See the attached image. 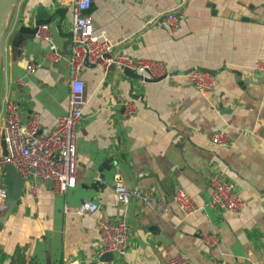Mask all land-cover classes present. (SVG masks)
<instances>
[{
  "label": "crops",
  "instance_id": "obj_1",
  "mask_svg": "<svg viewBox=\"0 0 264 264\" xmlns=\"http://www.w3.org/2000/svg\"><path fill=\"white\" fill-rule=\"evenodd\" d=\"M39 4L54 17L52 42L63 54L56 61L45 56L47 42L19 30L31 25ZM70 9L68 0L11 4L5 25L13 23L0 54V132L5 99L17 102L21 119L37 111L41 133L65 111L68 52L62 45ZM168 9L182 14L175 29L155 23ZM89 11L95 34L132 56L162 60L171 75L145 80L84 63L85 103L74 125L76 181L57 192L27 179L35 191L23 187L12 209L0 211V264L97 260L100 214L127 223V246L94 264H167L174 251L185 253L184 264H264V75L251 70L264 62V0H91ZM148 19L153 23L145 24ZM193 68L214 74L204 95L185 76ZM123 98L134 105L129 116L122 115ZM217 129L228 143L211 142ZM115 171L124 187L164 196L166 208L157 212L140 195L121 203L110 182ZM214 175L233 181L248 207L207 205ZM175 186L199 208L183 215L171 201ZM83 201L96 209L77 213ZM208 233L217 238L212 246L201 239Z\"/></svg>",
  "mask_w": 264,
  "mask_h": 264
},
{
  "label": "built area",
  "instance_id": "obj_2",
  "mask_svg": "<svg viewBox=\"0 0 264 264\" xmlns=\"http://www.w3.org/2000/svg\"><path fill=\"white\" fill-rule=\"evenodd\" d=\"M63 1V0H57ZM71 5V19L69 26V51L66 57L68 67V99L65 111L56 117L53 125L44 132L40 131V117L37 111H32L25 119H21L17 102L5 99L3 102V139L6 153H0V170L4 164H11L24 179L48 182L57 192H64L72 187L76 181V132L75 123L80 119L85 103L83 96V81L79 76V69L84 61L101 65L104 69L109 64L142 75L146 79L156 80L171 75L164 62L159 59L132 56L116 47L115 43L106 37L94 33L92 16L89 11L91 0H68ZM182 14L179 11L168 9L155 18V23L175 29ZM152 19L145 24L153 23ZM12 21L4 26V37L11 30ZM34 35L49 44L45 56L53 61L63 56L52 42V32L48 23L36 25ZM27 72L34 70L33 63L25 65ZM253 71L264 75V62L255 61ZM185 76L192 86L202 95L212 86L214 74L205 69L193 68L185 72ZM264 84V78H263ZM122 115L129 116L134 112V105L128 99H121ZM210 140L216 144H226L229 136L223 129L213 130ZM111 185L121 203L126 204L128 198L140 195L149 202L157 212L166 208L168 201L162 195L152 192H141L137 188H126L115 171L111 176ZM209 196L207 205L222 209L235 210L248 207V202L237 194L233 181L211 176L208 180ZM34 192L36 184L28 185ZM5 187L0 185V211L5 210ZM171 201L183 214H189L199 208L190 195L180 186H175ZM66 209V208H64ZM96 209L92 201H83L76 208L79 214H87ZM99 233L98 252L124 253L127 246L128 226L123 220H114L105 214H100L95 219ZM202 242L212 246L217 242L214 234L208 233L201 236ZM167 264H184L187 256L183 251H174L166 260ZM80 264V263H77ZM217 264H229L220 259Z\"/></svg>",
  "mask_w": 264,
  "mask_h": 264
},
{
  "label": "water",
  "instance_id": "obj_3",
  "mask_svg": "<svg viewBox=\"0 0 264 264\" xmlns=\"http://www.w3.org/2000/svg\"><path fill=\"white\" fill-rule=\"evenodd\" d=\"M14 1L15 0H0V54L2 51L3 41H4L5 20L9 13L10 6L11 4L14 3ZM59 11L60 9L58 8L54 9V12L59 13ZM53 18L54 17H52V15L49 12H47V10L42 5L39 4L35 9L34 17L31 20V25H20L19 30L24 31V32L34 33L37 24L43 23V22L49 23ZM67 35L69 36V31L67 32ZM68 43H69V38L62 45V49L65 52L69 51V49H67L66 47ZM84 63H89V62L85 60ZM91 64L94 65L95 63H91ZM112 67H115V66L111 63L108 65L106 69L112 68ZM122 71L124 74L128 76H137L145 80H151V79H146L142 77V75L135 73L128 68H122ZM0 149H1V154L4 155L6 153V147H5V142L3 139L2 131L0 132ZM2 181H3V184L5 185L4 203H5L6 208H5L4 213L7 214L12 209V206L14 205V202L19 196L22 188L28 186V181L24 179L23 177H21L19 173L14 169V167L9 163L4 164L2 167ZM111 255H112L111 252L100 253L97 256V260L98 261L106 260ZM97 260L93 259V260H90L82 264H94Z\"/></svg>",
  "mask_w": 264,
  "mask_h": 264
}]
</instances>
